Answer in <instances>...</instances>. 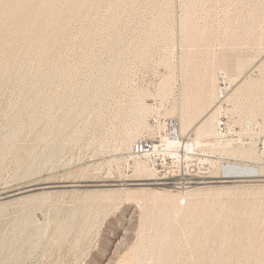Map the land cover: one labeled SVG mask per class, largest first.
<instances>
[{"label":"rangeland","instance_id":"374dc122","mask_svg":"<svg viewBox=\"0 0 264 264\" xmlns=\"http://www.w3.org/2000/svg\"><path fill=\"white\" fill-rule=\"evenodd\" d=\"M168 118L186 196L132 154ZM0 264H264V0H0Z\"/></svg>","mask_w":264,"mask_h":264},{"label":"built area","instance_id":"2783aa9c","mask_svg":"<svg viewBox=\"0 0 264 264\" xmlns=\"http://www.w3.org/2000/svg\"><path fill=\"white\" fill-rule=\"evenodd\" d=\"M220 98L225 97L227 83L225 75L219 77ZM155 123L159 124V120ZM162 135L155 139H139L132 145V154L146 161L155 171L157 177L171 185H192L193 177L202 169L201 154L198 149L177 134V121L168 118L162 121ZM216 129L220 136L228 130L224 119H219Z\"/></svg>","mask_w":264,"mask_h":264},{"label":"bare ground","instance_id":"6f19581e","mask_svg":"<svg viewBox=\"0 0 264 264\" xmlns=\"http://www.w3.org/2000/svg\"><path fill=\"white\" fill-rule=\"evenodd\" d=\"M205 125H207V124H202L201 128H199V130H198L199 133L204 130V126ZM188 128H189L188 124L183 129V126L180 125L178 127V123H177V134L179 136L182 135L184 130H186ZM223 146L230 147V146H228L227 143H225V145L223 144ZM218 173H219V177H212V179H231V180L233 179L234 181H205V182H199L198 184L204 185V184H213V183H235V182H244L243 180L239 181L240 179H245V178H249V177H253V178L262 177L261 176V171H260L259 168L243 165V164H240V163H231V162H221V163H219V165H218ZM153 180H155V178H149L147 181H153ZM194 186L184 187L183 191L181 192L182 195L186 196L190 192L200 188V187H196V185H194ZM189 188L190 189L194 188V190H190ZM188 190H190V191H188Z\"/></svg>","mask_w":264,"mask_h":264},{"label":"water","instance_id":"95a60500","mask_svg":"<svg viewBox=\"0 0 264 264\" xmlns=\"http://www.w3.org/2000/svg\"><path fill=\"white\" fill-rule=\"evenodd\" d=\"M41 188H43V187L28 188V189L23 190V191H21V192H18V193H16V194H20V193L28 192V191L31 192V191H34V190H39V189H41Z\"/></svg>","mask_w":264,"mask_h":264}]
</instances>
